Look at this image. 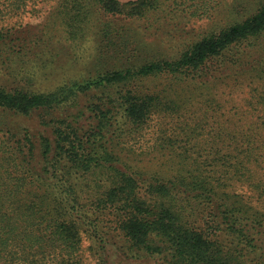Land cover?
I'll return each mask as SVG.
<instances>
[{
	"label": "trees",
	"instance_id": "16d2710c",
	"mask_svg": "<svg viewBox=\"0 0 264 264\" xmlns=\"http://www.w3.org/2000/svg\"><path fill=\"white\" fill-rule=\"evenodd\" d=\"M26 13L0 27V264H264V0H0Z\"/></svg>",
	"mask_w": 264,
	"mask_h": 264
},
{
	"label": "rangeland",
	"instance_id": "374dc122",
	"mask_svg": "<svg viewBox=\"0 0 264 264\" xmlns=\"http://www.w3.org/2000/svg\"><path fill=\"white\" fill-rule=\"evenodd\" d=\"M120 1H127V0H120ZM48 8V6H45L43 7L44 9V12L46 11V9ZM44 14H42L41 16H34V15H31V14H24L21 16V19L18 18V17H12V18H8V19H5L3 21H0V27H3V26H13V25H19V24H23V25H27V24H32V25H36L37 23H39L42 19ZM200 23V26H201V22ZM203 26V25H202ZM201 29V28H200ZM90 244L89 240H84V247H87L88 245ZM85 255H86V262L88 264H93V257L90 255L89 251L86 249L85 250Z\"/></svg>",
	"mask_w": 264,
	"mask_h": 264
}]
</instances>
